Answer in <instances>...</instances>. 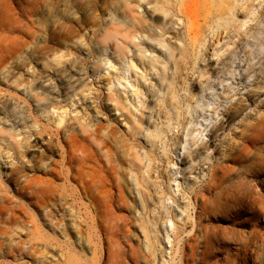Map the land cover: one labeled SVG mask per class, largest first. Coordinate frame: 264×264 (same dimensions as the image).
I'll return each mask as SVG.
<instances>
[{
	"label": "rangeland",
	"instance_id": "obj_1",
	"mask_svg": "<svg viewBox=\"0 0 264 264\" xmlns=\"http://www.w3.org/2000/svg\"><path fill=\"white\" fill-rule=\"evenodd\" d=\"M43 1L28 19L36 26L32 40L35 54L30 58L27 55L20 66L10 60L6 68L3 67L5 77L0 79V207L7 205L16 214V219L10 215L0 218V264H68L73 255L70 249L77 246L79 228L84 229L86 224H81L76 213L72 217L64 212L65 206L59 201L54 205L50 201L38 203L28 191L20 189L18 183L21 175L41 178L42 172L36 169L47 162L60 161L59 151L48 153L51 142L48 135L69 125L79 128L78 122L86 125L90 134L97 124L103 125L99 136L108 141L111 154L119 161L129 159L133 144L143 154L149 164L150 236L158 264H173L175 254L167 236L173 241L174 232L169 223H164L172 217L173 210L174 215L182 212L168 200V195L187 203L188 199H183L187 198L185 189L189 185H205L210 167L220 158L212 152H221V141L242 143L244 138L238 127L256 119L260 102L246 104L244 99L253 91L256 79L264 81V75L258 71L264 58V0H160L159 5L158 0H146L139 6L134 0H98L97 14L104 23L112 19L118 22L127 4L135 10L132 17L140 21L141 31L156 35L158 40L143 42L144 39L127 36V25H122L120 53H114L111 42V45L100 42L98 52L93 55L90 27L79 30L72 25L63 31V38L69 39L72 55L66 65L58 67L61 72L55 77L51 76L55 57L51 55L49 43L50 22L54 18L50 17L49 0ZM9 8L0 11H14ZM18 10L15 14L13 11L8 15L3 13L2 17H7L6 23L3 19V29L9 32L2 30L0 17V54L4 57L17 46L18 21L12 18L19 15ZM73 11L76 17L80 16L75 9ZM99 26L100 31L107 27L103 23ZM76 48L81 49L76 51ZM58 80L64 87H58ZM27 93L42 101L38 111L40 107L43 111L32 110L33 101L30 96L26 98ZM238 100L248 109L240 121L231 127L226 124V131L212 139L227 110ZM261 100L264 101V94ZM35 117L39 124L34 122ZM61 119L63 123L59 124ZM136 123L144 134L134 130ZM184 126H187L190 141L186 151H179L181 137L187 132ZM147 129L155 135L163 130L164 134L152 145L146 137ZM211 139L214 143L208 157H200L192 166H185L189 154ZM261 145L256 149L262 151L257 150L248 160L254 164L244 163V167L250 165L249 169L258 172L247 168L248 171L247 166L243 169V165L242 171L236 170L232 183H228L232 190L230 186L227 189L228 184L223 189L229 191H225L227 195L232 193L223 199L224 206L213 211V215L211 212L209 219H202L193 234L187 235L191 231L190 223L185 227L179 223L187 231L184 230L183 240L191 236L194 239L193 264H264V170H260L264 167H252L260 165L256 154H264V144ZM144 147L150 152L151 162L147 151L142 150ZM126 180L129 181V176ZM177 183L181 188L175 193L171 187L174 185L176 189ZM69 185L70 189L75 187L72 183ZM131 188L133 190L132 185ZM233 193L238 194L237 198ZM85 202L78 198L76 203L71 200L69 203L79 207ZM191 209L190 214L195 216L197 208ZM47 211L53 212V221L58 226L56 234L47 225ZM185 217L184 213L182 218ZM174 219L180 221L175 216ZM93 231L85 233L97 245L86 250L80 264H105L108 257L106 244L100 241L103 236ZM132 235L135 248L143 251L142 233L134 230ZM35 237L41 238L38 250L28 245L24 249V245L23 248L17 244L34 241ZM250 247L252 251L255 249L256 257L247 251ZM180 250L176 255L177 264L185 261L187 251L191 254L189 250ZM203 255L207 257L202 258ZM152 261V258H142L140 264H154Z\"/></svg>",
	"mask_w": 264,
	"mask_h": 264
},
{
	"label": "bare ground",
	"instance_id": "obj_2",
	"mask_svg": "<svg viewBox=\"0 0 264 264\" xmlns=\"http://www.w3.org/2000/svg\"><path fill=\"white\" fill-rule=\"evenodd\" d=\"M42 1L43 0H0V10L5 7H8V9H10L9 7H12L14 11L12 9L11 11L14 13L15 10L17 11L18 8H20V11L18 10L19 13L17 12L19 14L17 15L19 18L17 16L16 18H12L17 19L18 23L15 22L17 24V26L15 25L17 28L15 29L13 24V28L10 26L18 32L17 46L15 47V51H12L13 53L9 52V56L7 57L0 54V79L5 77L3 67L5 69V65L10 60H14L16 64L20 66L24 64V59L27 55L30 58L35 54V48L32 47L34 45V41L32 40L35 39L36 26L33 22L30 23L28 19L33 17L34 13H36V9L37 11L39 10L40 5L44 2ZM142 1L146 0H134V3L139 6ZM48 2L49 7L51 8L50 17L54 18V21L50 22L52 24L50 25L51 29L49 30L51 55L55 57L52 62V77L57 76L58 73L61 72L58 70V67L60 65H66L68 57L72 55L71 48L68 43L69 39L67 37L63 38V31L70 26L72 27V25L78 27L79 30L83 29V27H90V30H92L91 42L93 47L91 53L93 55H96L98 52L100 42L107 45L111 42V48H113L114 53H117V51L120 53L121 49L119 45H122V43L119 36L122 34V25H127V30L125 31L127 36L144 39L143 42L158 40L156 35L145 34L141 31V27L139 26L141 24L140 21H138L136 17H132L135 10L130 8L127 4L122 9L123 14L122 17L118 19V22L112 19L109 23H104V20L99 17V14H97L100 9L98 0H49ZM160 2L161 1L158 0L156 1V4L159 5ZM16 4H18L19 7ZM6 9H4V11ZM73 9L80 14L79 17H76ZM2 11H0L1 14L6 12L7 15L11 12L10 10H6L2 13ZM59 13L61 15H59ZM2 16L5 15L3 14L0 17ZM3 19L6 23L7 17H2V20ZM4 20L2 21L3 23L0 21L2 26L3 24L5 25ZM99 23H103V25L107 26L105 27V30L103 27L100 31ZM1 28L3 31L6 30L3 29L4 26ZM12 33H14V31ZM29 48L31 49L29 50ZM1 49L2 47H0V50ZM79 49L81 48H76V51H79ZM132 68H134V65H132ZM258 71L264 75V58ZM21 84L23 85V82ZM252 86L253 91H249L250 93H248L246 99H244L246 101L245 103L256 104L258 101L260 103L258 102L259 106L257 105L258 110L257 114H255L256 119L252 122L250 121L251 123H243L238 127V129L241 130L240 132H242V137L244 138L243 142L240 144L231 142L230 144L225 141H221V152H218L219 150H214L212 152L215 155L219 154L220 158L210 167V173L205 185H196L195 187L189 185V188L185 189L187 198L183 197V199H188L187 203H180L181 199L168 195V200H171L174 204H176L177 208H179L182 212L181 214L175 213L174 215L173 210L172 217L167 219V222L164 223V225L169 223L171 231L174 232L173 241H170L169 235L167 236L169 243L171 244V250L173 251L172 254H175L174 256L172 255L173 264H177L176 255L180 249V251L185 249L191 252V254H189L187 251L185 261L183 262L181 260L182 262H180V264L195 263V261H193V250L195 246L192 243L194 239L192 236H188L189 238L183 240L184 238L182 235L186 230L183 229L182 226L185 227L190 223L191 231H189V234L187 235H190L191 233L193 234L202 219L207 217L209 219L211 212L213 215V211H218V208H221V205L224 206L222 201L223 199H227V196L229 195L226 194L229 191H223V189H225V184H228L229 182L232 183L231 178L235 177L233 175L236 174V170H239V168L241 171L246 166V169L250 168V165L249 167L248 165H245L244 167V163L250 158L252 159V155L255 156L254 152L260 149H256L257 146H260L261 143L264 144V101L261 100L264 94V81L259 82V80L256 79V81H254V85ZM58 87H64V83L61 80H58ZM73 87L74 86L71 85V88ZM73 90L76 91L77 88L75 87ZM28 96H30L33 101L32 110L34 112L44 110L43 107H40L38 111V107L41 106L42 103L41 100H39L36 96L32 98V94L27 93L26 98H28ZM195 96L196 95H194V97ZM242 102L243 101L238 100L227 110V114L224 115L223 120L213 132L212 139L216 138L220 132L226 131V124L228 127H231L236 124V122L240 121L242 115L248 109L244 108V105L242 106L244 103ZM23 103H26V100ZM34 122L39 124V119L35 117ZM62 123L63 121L61 119L59 124ZM78 125L79 128H76L75 125H69L65 126L63 129L57 128L54 133H49L48 136H50L51 142L49 141L48 153L52 154L55 151H59V153H61L60 161H52L51 163L47 162V164H44L38 169L34 168L37 171L42 172L43 175L41 178H28L26 175H21L18 186H20V189L28 191L29 194L37 199L38 203H46L47 201H50L54 205L55 201L61 202V205L65 206V208H63L64 212H68L69 216L73 217L74 213L79 215L81 224H86V227L84 228L85 231L89 232V230H94L99 235L101 233L103 240L100 239V241L103 242V244H106V254L108 255V257L106 256L107 258L104 262L105 264H140L142 258H152L154 264H158L156 247L152 242L150 236L151 230L149 228V224L152 222L151 214H149L148 209L147 191V174L149 173V164L145 162L143 154L138 152L135 144L131 146L130 154L127 156L129 159L126 162L115 159L114 155L111 154L110 144L108 141L99 136L100 131L104 129L103 125L97 124L91 134L86 125H83L80 122H78ZM133 128L137 133L144 134L139 124L136 123ZM184 129H186L187 132H184L181 137L179 151H186V146L190 141L187 126H184ZM162 134H164L163 130L160 131V134L155 135L153 131L147 129L146 137L150 143L154 145ZM212 139L203 145L202 148H199L195 152L189 154V161H185V166H192L200 157H208V152L214 143ZM142 150L147 151V159L151 162L152 160L148 149L144 147ZM259 151L261 152L262 150ZM259 153L256 154L257 159L260 157V161H258L260 164L259 167H256V164L252 166L258 169L260 167H264V154ZM260 155H263V157L261 158ZM254 160L255 159H253V161ZM248 164L251 163L249 162ZM253 164L254 162L251 165ZM241 166L243 169H241ZM249 170L251 171L253 169ZM260 170L263 171L264 169ZM253 171H256V169ZM20 172V170H17V173ZM127 176H129V181L126 180ZM70 183H72L75 187L70 189ZM229 184L228 188H226L229 189L230 186V190H232L231 185ZM131 185L133 186V190ZM174 187L175 186L172 185L171 188L175 193L180 191L181 187L179 183H177L176 189ZM237 190L238 189L234 188V191ZM225 191L227 192L225 193ZM237 192L239 193V191ZM237 195L238 194L234 195L233 193V197L236 196L237 198ZM78 198L85 199L86 202L80 203L79 207L75 206V204L71 205L69 203L70 200L76 203ZM234 198H231V200H235ZM262 205H264V203ZM191 207H194V209L197 208L195 216L194 213L190 214L192 210ZM262 207L264 209V206ZM184 213L186 214V217L182 218ZM6 215H10L13 219H16L15 210L9 208L7 205H2L0 207V218ZM45 215L46 219L49 221L47 225L50 227V230L56 234L58 226L57 223L53 221V212L47 211ZM174 216L180 221H176ZM180 222L183 223V225L182 223L180 224L182 226L179 225ZM84 229L79 228L77 246L70 249V253H73V255L70 256L68 264H80V261L84 258L86 250L92 249L94 241L89 238V235L85 233ZM134 230H137V232L140 231L144 238L142 240L144 246L141 248L143 251L141 252L135 248L133 243L132 234ZM259 239L260 237L258 240ZM40 242L41 238L35 237L34 241L30 240L28 242H19L17 244L19 246L22 245L23 248L25 245H28L33 248L32 250H38V244ZM53 243L54 246L57 247L58 242L56 239H54ZM94 245L96 246L97 244ZM26 247L27 246H25L24 249H26ZM253 250L254 251L251 250V247L249 250L247 249L248 252L250 251V253H254V256L255 249ZM203 257L206 258L207 256L203 255L202 258ZM163 264L167 263L164 262Z\"/></svg>",
	"mask_w": 264,
	"mask_h": 264
}]
</instances>
